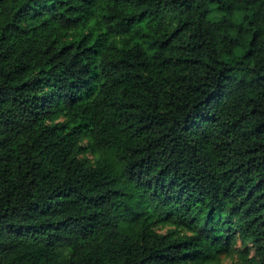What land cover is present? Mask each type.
<instances>
[{
	"label": "trees",
	"instance_id": "1",
	"mask_svg": "<svg viewBox=\"0 0 264 264\" xmlns=\"http://www.w3.org/2000/svg\"><path fill=\"white\" fill-rule=\"evenodd\" d=\"M0 264H264V0H0Z\"/></svg>",
	"mask_w": 264,
	"mask_h": 264
},
{
	"label": "rangeland",
	"instance_id": "2",
	"mask_svg": "<svg viewBox=\"0 0 264 264\" xmlns=\"http://www.w3.org/2000/svg\"><path fill=\"white\" fill-rule=\"evenodd\" d=\"M213 12H212V16L213 17H219L220 16V12L216 10L215 6L213 5ZM236 18L239 20L241 18V14L239 13ZM223 261L225 263H229L230 262V258L227 257H223Z\"/></svg>",
	"mask_w": 264,
	"mask_h": 264
}]
</instances>
